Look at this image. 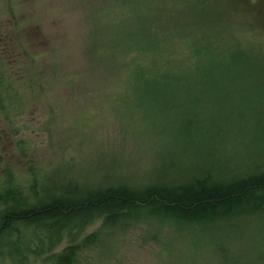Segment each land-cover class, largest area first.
Returning a JSON list of instances; mask_svg holds the SVG:
<instances>
[{"label":"rangeland","instance_id":"obj_1","mask_svg":"<svg viewBox=\"0 0 264 264\" xmlns=\"http://www.w3.org/2000/svg\"><path fill=\"white\" fill-rule=\"evenodd\" d=\"M242 1L214 5L231 31L254 34L264 46L257 36L264 29L261 7ZM113 8L116 16L132 9L123 0H0V191L11 188L29 208L108 185L144 187L205 173L222 181L254 166L264 170V115L255 111L260 103L264 108V80L241 84L224 98L239 111H229V120L215 98L232 83L184 98L190 105L181 111L126 95L114 78L124 76L127 65L115 69L99 58L109 50ZM200 97L210 98L191 100ZM103 222L64 230L58 239L45 225L18 223L27 240L36 229L42 241L53 234L56 244L47 250L35 239L17 253L12 228L0 236V264H52V255L94 232L99 243L76 264H264V211L210 225L146 212L115 227Z\"/></svg>","mask_w":264,"mask_h":264},{"label":"trees","instance_id":"obj_2","mask_svg":"<svg viewBox=\"0 0 264 264\" xmlns=\"http://www.w3.org/2000/svg\"><path fill=\"white\" fill-rule=\"evenodd\" d=\"M242 2L259 4L264 23V0ZM123 3L132 9L125 16H116L118 8H113L109 50L99 58L114 62L115 69L127 65L124 76L113 77L123 83L124 94L150 99L155 107L164 110L181 111L185 109L182 106L190 105V100L184 98L200 95V91L202 94L217 91L220 83H232L223 88L225 96L215 98L217 108L220 103L227 107L218 110H223V119L229 120V111H239L224 98L233 96L241 84L264 80L262 42L257 43L254 34L231 31L228 20L218 13L215 0H123ZM262 31L255 34L260 40L264 38ZM262 105L254 110L264 115ZM255 168L222 181H214L210 173H205L186 181L156 182L144 187L108 185L87 192L76 191L75 196L71 193L55 196L29 208L25 200H19L7 188L0 191V236L14 228L18 235L10 244L15 252L23 254L30 242L41 239L35 229L32 239L27 240L18 223L37 229L45 225L56 232L53 234L58 239L64 230L83 231L98 218H103L104 226L115 227L120 219L139 212L187 225L217 224L239 215H255L264 211V170ZM53 234L41 240L47 250L56 244ZM100 235L94 232L80 243L65 247L52 255V264H76L81 252L99 243Z\"/></svg>","mask_w":264,"mask_h":264},{"label":"flooded vegetation","instance_id":"obj_3","mask_svg":"<svg viewBox=\"0 0 264 264\" xmlns=\"http://www.w3.org/2000/svg\"><path fill=\"white\" fill-rule=\"evenodd\" d=\"M2 174H3V173H0V177L4 176L5 173H4L3 175H2Z\"/></svg>","mask_w":264,"mask_h":264}]
</instances>
